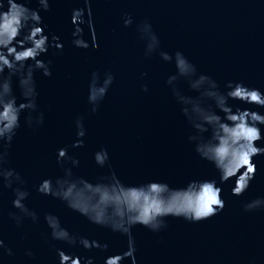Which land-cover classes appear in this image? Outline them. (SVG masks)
<instances>
[{
  "label": "water",
  "instance_id": "95a60500",
  "mask_svg": "<svg viewBox=\"0 0 264 264\" xmlns=\"http://www.w3.org/2000/svg\"><path fill=\"white\" fill-rule=\"evenodd\" d=\"M29 6L36 7L34 0ZM76 7H83V0H50L49 11L40 13L45 31L58 36L63 49H50L45 57L52 61L51 77L34 74L45 122L33 132L24 126L21 115V127L8 150V166L20 172L30 193L25 203L41 219L37 224L24 220L17 228L8 217L9 211H15L11 189L0 188V238L13 251L0 264H58L56 248H68L51 240L44 212L58 215L70 232L107 244L106 251L71 249L95 257V264H103L105 255L125 250L126 238L121 234L91 224L58 200L35 191L40 178L61 174L55 151L75 139L77 115L84 117L86 136L83 148L69 147V155L80 161L73 169L76 175L93 179L106 173L92 161V153L103 146L125 183L156 179L181 187L191 179L216 176L213 166L200 159L187 141L194 130L164 83L175 72L173 65L156 53L144 55L138 23L148 20L160 50L183 52L198 72L212 76L221 87L232 80L264 91V0H90L95 51L71 44L70 13ZM126 12L133 20L128 27L122 24ZM84 32L87 38L88 29ZM93 70L110 71L114 80L96 114L90 115L86 93ZM142 72L147 73L143 78ZM142 83L148 85V92L140 90ZM176 88L195 95L183 79L176 81ZM13 89L17 91L15 78ZM240 106L264 112L253 105ZM258 144L264 146V140ZM253 162L257 170L242 196L230 194L231 181L221 186L225 206L217 215L198 223L167 217V227L159 232L135 226L136 264H264V210L246 212L242 207L250 199L264 197V154ZM26 249L33 252L31 258L25 256Z\"/></svg>",
  "mask_w": 264,
  "mask_h": 264
},
{
  "label": "clouds",
  "instance_id": "9594fccd",
  "mask_svg": "<svg viewBox=\"0 0 264 264\" xmlns=\"http://www.w3.org/2000/svg\"><path fill=\"white\" fill-rule=\"evenodd\" d=\"M0 0V188L11 189V207L8 217L19 228L24 220L33 224L40 222V215L30 209L25 201L29 191L20 172L8 166L9 148L17 131L23 124L35 132L44 125L45 112L38 103L35 73L51 77L52 61L46 59L50 49L60 52L63 44L58 36L45 31L41 12H48L50 0ZM90 0H83V7L71 10L73 25L71 44L74 48L93 51L98 48L90 13ZM133 23L129 13H124L122 24ZM88 29L86 38L84 29ZM140 39L145 42V56L159 55L175 69L164 83L171 87L172 95L180 106V113L194 130L187 136L193 151L202 160L209 162L216 176L211 179H191L181 187H172L166 181L148 180L142 183H125L113 170L108 150L101 146L92 153V161L100 169H107L93 179L76 175L73 169L80 165L79 159L69 155L72 149L83 148L86 129L84 117L73 120L75 139L70 146L55 151V162L61 169L57 176H45L35 184L41 196L61 202L67 209L83 216L89 223L107 228L126 238L122 252L105 255L103 264H136L132 229L139 225L151 232L167 227L166 218H182L189 223H198L220 213L225 200L222 185L231 181L230 194L242 196L254 179L257 166L253 162L264 154V112L240 105L264 108V91L244 84L242 81H226L223 86L210 75L198 72L196 65L177 50L171 54L160 50V42L148 20L136 25ZM147 73H140L141 78ZM13 78L15 87L13 89ZM183 79L195 95H184L176 88V81ZM112 72L103 74L97 70L90 73L86 103L88 113L96 114L112 85ZM140 90L148 92V85ZM207 134V135H205ZM243 210H264V197H256L243 203ZM43 223L51 240L67 245L68 250L56 248L58 264H95V257L71 251L85 252L93 249L107 250V244L95 239L76 235L63 226L60 217L52 212L43 213ZM31 258L33 252L25 250ZM12 249L0 238V259L11 257Z\"/></svg>",
  "mask_w": 264,
  "mask_h": 264
}]
</instances>
